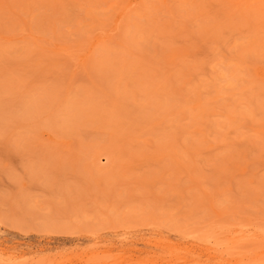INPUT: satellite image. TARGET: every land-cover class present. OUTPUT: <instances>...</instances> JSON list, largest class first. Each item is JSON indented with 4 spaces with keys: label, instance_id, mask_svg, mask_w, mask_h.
<instances>
[{
    "label": "rangeland",
    "instance_id": "obj_1",
    "mask_svg": "<svg viewBox=\"0 0 264 264\" xmlns=\"http://www.w3.org/2000/svg\"><path fill=\"white\" fill-rule=\"evenodd\" d=\"M0 264H264V0H0Z\"/></svg>",
    "mask_w": 264,
    "mask_h": 264
},
{
    "label": "bare ground",
    "instance_id": "obj_2",
    "mask_svg": "<svg viewBox=\"0 0 264 264\" xmlns=\"http://www.w3.org/2000/svg\"><path fill=\"white\" fill-rule=\"evenodd\" d=\"M13 258H10L9 260H12Z\"/></svg>",
    "mask_w": 264,
    "mask_h": 264
}]
</instances>
